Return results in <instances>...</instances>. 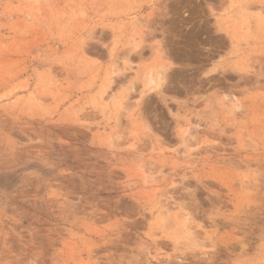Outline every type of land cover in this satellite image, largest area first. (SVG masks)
Masks as SVG:
<instances>
[{
  "label": "rangeland",
  "instance_id": "1",
  "mask_svg": "<svg viewBox=\"0 0 264 264\" xmlns=\"http://www.w3.org/2000/svg\"><path fill=\"white\" fill-rule=\"evenodd\" d=\"M33 1L0 0V264H264V0Z\"/></svg>",
  "mask_w": 264,
  "mask_h": 264
},
{
  "label": "bare ground",
  "instance_id": "2",
  "mask_svg": "<svg viewBox=\"0 0 264 264\" xmlns=\"http://www.w3.org/2000/svg\"><path fill=\"white\" fill-rule=\"evenodd\" d=\"M34 1H39V0H34ZM34 1H33V4H34ZM233 1V0H232ZM34 6V5H32ZM30 10L33 9V7H29ZM7 11L9 13V15L11 16V11L13 10L12 6L11 5H8L6 7ZM19 10H23V7L22 6H19L18 7ZM248 11V8H246V6H242L241 9L238 11L241 16H246L247 15V12ZM237 12V11H236ZM31 14H33V12H30ZM238 13V14H239ZM262 16V15H261ZM136 20V19H135ZM258 22V21H257ZM242 24V23H241ZM259 25V24H258ZM243 26V25H241ZM247 28L249 29V25L248 24H245L244 28ZM92 32V31H91ZM93 33V32H92ZM136 46H138V44H136ZM53 50V49H51ZM170 68V63H165V62H161L157 65H153L152 67H150L149 69H147L146 71H144V76H143V93H151V92H154V91H160L163 86H164V83L165 81L167 80V71L168 69ZM116 71H112L111 74L109 76V79H110V83L113 82V73H115ZM109 75V74H108ZM109 86V85H108ZM106 86V88L108 87ZM111 87V86H110ZM108 87V88H110ZM16 89V87H15ZM108 89H105L103 90V92H100V93H104L106 92ZM126 90V89H125ZM102 94L100 95L101 98H103ZM108 94V93H107ZM112 97V96H111ZM121 98V97H120ZM31 99L33 100H38V101H41L36 95H32ZM104 99V98H103ZM124 102L122 100H117L116 97H114V100H113V104L115 107H122V106H126L123 104ZM230 104H231V107L234 109V110H237L240 108V104L237 102V100L235 99H232L230 100ZM132 105V104H131ZM133 106V105H132ZM130 108V105L129 107L127 106V109ZM126 109V108H124ZM121 120L120 118L116 117V120L114 121V124L110 126V123H104L101 125V128L103 131H107L108 127H111L113 129V132L108 134L107 137H106V141H109L112 143V141L114 139H116L114 137L115 133L117 134V132L119 133V131L121 132V130H119L121 128ZM197 128V126H196ZM193 127H188L184 130L183 132V139H184V146L186 147L187 150H189L191 148V141L194 137V133H193ZM138 137V136H137ZM136 137V138H137ZM118 139V138H117ZM140 139V138H139ZM141 142V141H140ZM144 147V145H142ZM133 147L134 149L136 148V143L134 142L133 145L131 146ZM138 147V146H137ZM143 169V168H142ZM150 169V168H149ZM144 170V169H143ZM146 170V169H145ZM155 172V171H154ZM144 173V172H143ZM148 172H145V174H142V177H143V183L144 185H149L151 184L152 182L149 181L147 178H149V176L147 175H151V174H146ZM173 179V178H172ZM172 211V210H171ZM178 213V211H177ZM184 215V214H183ZM161 216V214H160ZM177 219L179 220V224L177 225H181L183 228V231L186 233V235L184 234V237H186L187 239H189V241H191L192 244H194V246H196L198 243H197V240L195 239L194 237V234L192 233V231L190 230L191 228L188 227L187 225V219L186 217L184 216H180L179 214L176 216ZM164 216H161L160 217V224L163 226L164 225ZM177 230V229H176ZM181 231V230H180ZM175 235V234H174ZM177 235L174 236V238L178 241V236L176 237ZM185 239V238H184Z\"/></svg>",
  "mask_w": 264,
  "mask_h": 264
}]
</instances>
